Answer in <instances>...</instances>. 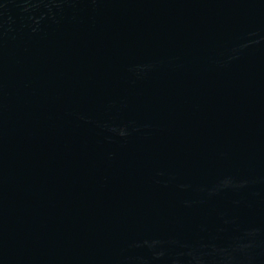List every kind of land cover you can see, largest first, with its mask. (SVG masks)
Masks as SVG:
<instances>
[{
  "label": "water",
  "instance_id": "water-1",
  "mask_svg": "<svg viewBox=\"0 0 264 264\" xmlns=\"http://www.w3.org/2000/svg\"><path fill=\"white\" fill-rule=\"evenodd\" d=\"M0 264H264V0H0Z\"/></svg>",
  "mask_w": 264,
  "mask_h": 264
}]
</instances>
